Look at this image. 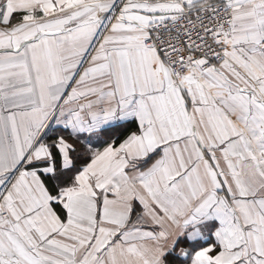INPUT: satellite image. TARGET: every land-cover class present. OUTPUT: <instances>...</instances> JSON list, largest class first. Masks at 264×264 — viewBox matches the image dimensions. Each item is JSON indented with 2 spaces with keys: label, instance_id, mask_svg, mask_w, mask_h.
<instances>
[{
  "label": "snow or ice",
  "instance_id": "6c2138e0",
  "mask_svg": "<svg viewBox=\"0 0 264 264\" xmlns=\"http://www.w3.org/2000/svg\"><path fill=\"white\" fill-rule=\"evenodd\" d=\"M0 264H264V0H0Z\"/></svg>",
  "mask_w": 264,
  "mask_h": 264
}]
</instances>
